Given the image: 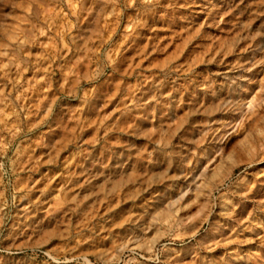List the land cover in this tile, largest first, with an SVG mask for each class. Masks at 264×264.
<instances>
[{
    "label": "rangeland",
    "instance_id": "1",
    "mask_svg": "<svg viewBox=\"0 0 264 264\" xmlns=\"http://www.w3.org/2000/svg\"><path fill=\"white\" fill-rule=\"evenodd\" d=\"M0 264H264V0H0Z\"/></svg>",
    "mask_w": 264,
    "mask_h": 264
}]
</instances>
